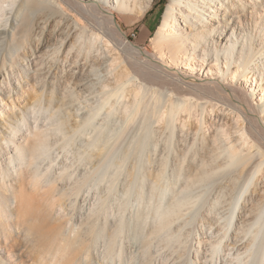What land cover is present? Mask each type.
<instances>
[{"label":"bare ground","instance_id":"bare-ground-1","mask_svg":"<svg viewBox=\"0 0 264 264\" xmlns=\"http://www.w3.org/2000/svg\"><path fill=\"white\" fill-rule=\"evenodd\" d=\"M53 2L55 4L47 0H22L12 17L8 18L12 31L9 32L5 28L0 30V38H5V50H9L11 54V66L18 63L21 57L27 56L26 50L39 49L40 45L36 44V30L42 29L43 32L45 28L43 23L48 20L46 22L48 25L52 16H58L59 8L68 12L72 8L71 10L78 12L76 22L81 29L76 36V42L81 39L83 41L77 49L79 52H89L92 58L90 69L87 72H79L76 75L77 79L81 80L87 75L97 74L99 69H104L105 85L101 93L103 96L106 94L105 104L108 105L113 97H116L120 104L123 101L121 108L124 120L115 134L116 137L113 138L114 141L107 139L103 125L97 126L92 138L86 140V146L89 148L86 155L91 161L96 158L105 162L115 155L119 158L120 153L129 160L130 157H134L133 159L156 157L160 162L158 173L161 175L162 172L165 173L172 150L169 154L164 153V150L153 153V148L150 142L148 143L154 132L152 123L162 121L171 126L170 134L173 138L181 133L178 126L180 122L186 119L188 123V119L194 117L200 110L202 113L208 108L216 110L218 114H215L221 120L219 126L213 129L210 136H204L200 144L188 143L181 153L178 152V163L174 169L176 175H186L193 182L209 181L211 183L209 189L213 191V195L207 191L202 194L200 201L196 195L187 196L188 198L184 195L179 196L180 193L174 195L169 207L155 210L158 211V221L156 220L157 223L151 227L148 234L168 229L173 223L174 216L179 215L182 209L187 207L188 211L193 212V218L197 222L212 229L211 235L217 233L215 241L209 238L214 254L217 245L221 247L223 239L228 238L240 249H245L243 255L253 256V259L254 256H258L256 264H264V103L259 107V100L257 102L251 100L253 94L257 92L256 87H259L260 94H263L261 99H264V82L262 84L257 82L259 77L254 73L259 67L256 62L257 56L264 54V42L260 41L262 44H258V49L253 47L255 43L253 36H258L257 27L262 26L264 31L262 23L264 16L258 10L262 8L264 12V0H170L160 25L151 36L156 49L154 54L145 52L139 45L127 39L121 26L115 22V11H107L102 5L110 1L53 0ZM116 2L119 10L134 11L130 17L136 20L152 0ZM176 27L178 31L175 30ZM249 33H251L249 42L239 43V36H247ZM219 43L224 44L222 47L225 49L224 58H230L232 64L235 62L231 61V58L235 57L237 66L242 68L240 71L229 70L231 80L221 79L218 73L227 72L224 73V68L218 63H213L218 60L219 49H222ZM246 45H249V48L246 49ZM20 47H24L25 51H17ZM60 50L54 48V54ZM167 51L168 61L164 57ZM207 51L210 55L216 56V61L212 59L210 62L205 58L204 53ZM41 54L40 52L34 54L36 61L40 62ZM195 59L204 65L207 64L210 67L208 72L216 75L208 78L198 77L194 72ZM259 59L264 63V57ZM6 61L7 57L3 54L0 59V73ZM226 64L229 65V61H226ZM37 66V68L34 66L35 74L41 67ZM214 69L216 71H213ZM258 71L264 75L263 68ZM12 73L8 69L4 79H11ZM238 74L247 77V81H250L252 86L255 85V88L247 90L240 83L236 84L234 80ZM111 84H114V87L109 89ZM7 91L9 95L12 93L7 84H0V101L4 100L3 93ZM37 106L40 109L38 111L45 106L40 98L37 100ZM258 113H262L263 116L260 117ZM35 117L34 123L27 116L16 124L8 122L10 132L4 131L0 137V237L4 240H9L10 230H13L14 225L20 227L23 224L25 206L22 204L24 198L21 196L24 191L30 186L39 190L54 187L55 191L61 193L66 189L60 183L61 180L65 177L72 178L66 174L67 168L64 166L53 171L52 162L44 164L43 158L49 151V135L38 122L37 116ZM91 119L82 121L81 125H88ZM194 121L197 123L199 134L206 123V117ZM229 125L231 129L228 128ZM233 129L234 132L231 131ZM219 169L223 171L222 176H218ZM27 175L29 180L26 184L15 183L14 180L19 177L23 179ZM90 179V176H86L70 190L80 192ZM5 193H9L10 196H6ZM14 216L18 221L16 220L17 224L15 222L11 225V218ZM123 225L112 229L115 238L120 236ZM108 228L110 227L105 224L101 229L107 233ZM27 229L36 235L34 229L29 226ZM91 231L94 233L96 228L92 227ZM67 237L69 236H66V239ZM90 246L84 248L88 249ZM145 253L150 255L149 246ZM52 256L55 257L51 258L52 260L43 256L40 263H32L58 264L65 257L62 247ZM26 260L30 261L29 256L23 251L19 256H3L0 249V264H25Z\"/></svg>","mask_w":264,"mask_h":264},{"label":"rangeland","instance_id":"rangeland-1","mask_svg":"<svg viewBox=\"0 0 264 264\" xmlns=\"http://www.w3.org/2000/svg\"><path fill=\"white\" fill-rule=\"evenodd\" d=\"M21 1L0 0V30L5 28L9 32L12 31L8 18L12 17ZM47 1L55 4L53 0ZM107 1L110 3L102 4L104 9L115 11V22L121 26L127 39L139 45L145 52L154 54L156 49L151 36L160 25L170 0H166L165 4L162 3L165 0L161 2L152 0L136 20L130 17L134 11L119 10L116 0ZM156 3L157 8L149 12ZM132 7L134 8V4ZM71 9L68 12L59 8V15L52 16L48 25L46 20L43 23L44 31L36 30V44L40 45L39 49L26 50L27 56L21 57L14 66H11L12 58L9 50H5L4 47L5 38H0V59L3 54L7 57L6 65L0 73V84L5 83L12 89L10 95L8 91L3 93L4 100L0 101V137L4 131L10 132L8 122L16 124L27 116L34 123L37 116L38 122L49 135V151L43 158L44 164L52 162L53 171L64 166L67 168L66 174L72 176L71 179L65 177L61 180L60 183L66 188L61 193L55 191L54 187L39 190L30 186L27 191H24L21 196L24 198L22 204L25 206L23 224L18 227L14 225L15 222L17 224L18 219L15 216L11 218V225L15 228L13 226V230H10L9 240L5 239V241L3 237H0V249L3 256H19V253L23 251L30 259V261L26 260L25 264L40 263L43 256L51 259L54 257L52 254L62 247L65 257L58 264H256L259 260L258 256H254L253 259V256L243 255L245 249H240L228 238L223 239L222 246L219 245L221 247L217 245V251L214 254L211 240L217 239V233L211 235L212 229L197 222L193 218V212L188 211L187 207L184 208L185 206L179 215L174 216L169 230L164 229L148 234L151 227L157 223L156 220L158 221V211L155 210L167 208L166 206L172 203V199L174 200V195L180 193L179 196L184 195L186 198L196 195L199 196V201L202 199V194L207 191L213 195V191L209 189L211 185L209 181L193 182L186 175H176L174 169L178 163L177 154L181 153L188 143L200 144L204 136H210L213 129L219 126L221 120L216 115L218 114L216 110L208 108L209 110L203 113L200 110L194 114V117L187 118L188 123L186 119V123L180 122L182 124L179 123L178 126L181 133L173 138L170 134L171 126L162 121L152 123L154 132L148 139V143L150 142L153 153L164 150V153L169 154L172 150L165 173L162 172L163 175L159 174L160 162L156 157L151 159L130 157L129 160L122 153L118 155L117 151L116 154L120 159L115 155L114 158L105 162L96 158L92 161L88 160L86 154L89 148L86 146V140L92 138L97 126H105L107 139L114 141L113 138L116 137L115 134L124 120L121 108L123 101L120 104L117 98L113 97L112 101L107 103L108 105L105 104L106 94L103 96L101 93L105 85L104 69H99L97 74L87 75L81 80L77 79L76 75L79 72H87L90 69L92 55L89 56V52H79L77 49L83 41L81 39L76 42L81 26L76 22L78 12ZM258 10L264 16L262 8ZM262 23L264 24V18ZM175 30L178 31V27ZM256 32L259 38L253 36L255 41L253 47L258 49V44L261 45L264 42L262 26H258ZM250 35L251 33L247 36L240 35L239 43L242 41L248 43ZM239 43L237 46L240 45ZM219 47H224V44L219 43ZM245 47L247 49L249 45ZM54 48L61 50L54 54ZM17 51L24 52L25 48L20 47ZM39 52L42 53L39 57L40 62L36 61L37 58L34 56ZM224 53L225 49H219L220 55H217V61L216 56L210 55L208 51L204 53V56L210 62L212 59L216 61L212 62L218 63L224 68V73L227 72L226 74L222 71L218 73L221 79L231 80L232 75L229 70L240 71L242 68L237 66L235 57L231 58V61L235 62L231 64L230 58H224ZM165 54L164 57L168 61V51ZM262 57L264 54L257 56L256 62L259 67L254 70L255 75L259 77L257 82L261 84L264 82L262 81L264 75L258 69L264 70V63L259 59ZM170 58L172 60V57ZM226 61H229V65ZM193 62L196 68L194 72L198 77L208 78L216 75L208 72L210 67L202 64L200 60L195 59ZM37 65L41 67L35 74L33 72ZM8 69L14 73L11 79H4ZM173 69L176 70L174 66ZM32 73L33 75H30ZM234 82L240 83L247 90L255 88V85L252 86V83L247 81V77L239 74ZM111 87H114V84L108 88ZM256 91L251 100L256 102L259 100V107H262L263 94H260L259 87H256ZM39 98L45 105L41 111H38L40 109L37 106ZM258 114L260 117L263 116L262 113ZM203 117H206V123L197 134V123L194 120ZM89 118H92L90 123L82 126V121ZM231 131L234 132L235 129ZM132 136L134 137L135 133ZM129 139L133 138L129 137ZM218 172V176H222V169ZM86 176H90L91 179L80 192L70 190ZM21 178L14 180L17 185L23 182L26 184L29 175ZM5 194L10 196L9 193ZM105 224L110 227L107 233L101 229ZM121 224L125 226L123 225L124 228L117 239L113 236V230ZM27 226L34 229L36 235L28 232ZM92 227L96 228L94 233L91 231ZM66 236L69 237L66 239ZM87 245L91 246L85 249ZM214 245L216 246V243ZM148 246L150 255L145 253Z\"/></svg>","mask_w":264,"mask_h":264},{"label":"trees","instance_id":"trees-1","mask_svg":"<svg viewBox=\"0 0 264 264\" xmlns=\"http://www.w3.org/2000/svg\"><path fill=\"white\" fill-rule=\"evenodd\" d=\"M161 1H163V0H160V2H161ZM162 3L165 4V3H166V0H165L164 2H162ZM155 8H157V3L154 5V7H153L149 12L153 11V9H155Z\"/></svg>","mask_w":264,"mask_h":264}]
</instances>
